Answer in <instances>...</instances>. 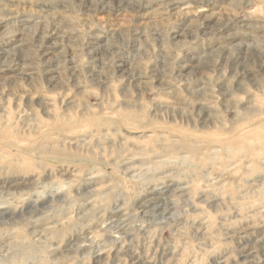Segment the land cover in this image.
<instances>
[{
    "label": "rangeland",
    "instance_id": "1",
    "mask_svg": "<svg viewBox=\"0 0 264 264\" xmlns=\"http://www.w3.org/2000/svg\"><path fill=\"white\" fill-rule=\"evenodd\" d=\"M0 264H264V0H0Z\"/></svg>",
    "mask_w": 264,
    "mask_h": 264
},
{
    "label": "bare ground",
    "instance_id": "2",
    "mask_svg": "<svg viewBox=\"0 0 264 264\" xmlns=\"http://www.w3.org/2000/svg\"><path fill=\"white\" fill-rule=\"evenodd\" d=\"M100 39V38H99ZM100 50H102V49H100ZM104 50V49H103ZM185 76V75H184ZM229 90V89H228ZM94 179V178H93ZM153 190V189H152ZM90 191V190H89ZM91 193V192H90ZM186 193V192H185ZM49 196V195H48ZM168 196V195H167ZM183 196V195H182ZM29 202V201H28ZM35 205V204H34ZM159 207V206H158ZM131 256V255H130Z\"/></svg>",
    "mask_w": 264,
    "mask_h": 264
}]
</instances>
